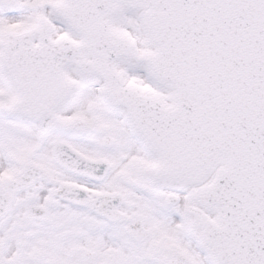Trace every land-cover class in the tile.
<instances>
[{
  "label": "snow or ice",
  "instance_id": "1",
  "mask_svg": "<svg viewBox=\"0 0 264 264\" xmlns=\"http://www.w3.org/2000/svg\"><path fill=\"white\" fill-rule=\"evenodd\" d=\"M0 264H264V0H0Z\"/></svg>",
  "mask_w": 264,
  "mask_h": 264
}]
</instances>
